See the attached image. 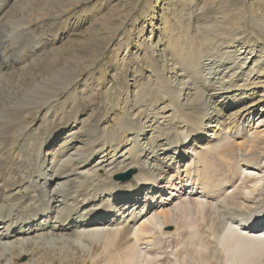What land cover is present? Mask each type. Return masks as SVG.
I'll list each match as a JSON object with an SVG mask.
<instances>
[{"label":"bare ground","instance_id":"obj_1","mask_svg":"<svg viewBox=\"0 0 264 264\" xmlns=\"http://www.w3.org/2000/svg\"><path fill=\"white\" fill-rule=\"evenodd\" d=\"M191 3L192 1L189 7ZM5 5L4 2L0 3V10ZM60 31V27H50L48 32L56 37ZM199 39L201 41V51L197 55L199 61L192 57L194 52L184 51L183 47L174 51L180 60L175 61V64L189 66L187 81L176 84L171 78L162 76L169 89L164 88L160 91L163 95L175 96L169 106L184 120L188 126L187 132L182 134L175 131L170 137L167 134L148 136L145 133L148 128L155 130L159 126L154 118H150V115L163 116L160 113L166 110V104L161 97L153 101L139 97L136 103H140L142 111L135 119H132L131 110L127 108V118L124 119V126H121L123 130H136V136L131 143L135 151H128V159H125V154L122 153L121 161L107 163L103 166L106 168V174L99 178L95 177V173L97 168L103 165L104 150L97 143V134L100 133L103 140L107 134H104L105 131L101 129L102 115L97 109L90 108L86 117L84 116L87 112L78 110L72 114L74 115L72 118H64L63 122L42 125L41 130L31 132L32 136L37 138L32 147L27 138L29 129L27 130L26 127L20 129L21 132L16 136L12 132L22 115L36 105L40 108L45 106L54 108L53 103L57 100L55 102L52 100L53 92L65 91L64 86L73 80L72 75L69 76L62 71H51L42 66H39L38 72L30 73L32 66H23L19 69L26 70L25 76L29 80H21L19 84H25L27 87L24 91L14 90L12 87L18 84L9 82L6 87L3 84L4 81H10L14 76V71H11L26 62L19 57L36 53V49L31 52L30 46L22 39L11 51L12 58L1 57L0 90L10 94L7 93L0 100V106L7 110L0 114V119L11 122L12 126L9 129H2L0 126V153L8 150L11 142L23 153V156L21 160H10L12 158L9 156L0 159V264H15L13 258L7 255L8 252L14 249L27 252L34 246L39 247L38 251L34 250L33 258L25 264H50L55 257L61 259L58 264H78L75 256L81 253L89 255L93 264H100L102 261H104L102 264H105L107 260L110 264H156L155 261L160 258L159 256L172 255L168 252L172 249H168L169 244L177 237L180 238L179 231L168 235L161 234L160 229L164 226L185 224L187 219L204 225L202 227L205 229L203 232L205 237L203 235H200L199 239L196 237L198 241L195 244L199 249H206L208 239L212 238L220 248L213 250L219 256L217 261L219 264H223L222 253L226 257L225 264H264V183L258 181L255 182L254 188H249L246 177H241L240 183L236 180L237 167L242 165L240 163L245 164L243 165L245 170L254 167L256 171L264 172V151H262L264 138L258 133L238 144L243 151L239 157L231 154V149L237 144L232 143L228 147L225 139L214 147H210L212 152L210 156L208 155V161L205 164L191 159V163L194 162L197 168L185 169L187 181L180 180L177 172L176 184H179L181 189L186 186L192 187V190L196 189L200 193L199 198L194 200L189 196L178 198L172 209L162 216L152 215L146 219L143 225L134 228L132 232L134 240L131 244L126 240L131 228L128 226L121 228L125 215L126 218L130 217L132 218L130 220L135 221L134 212L140 206H143L144 211L158 207L162 200V193L154 194L156 191L167 187V189L177 190L174 187L176 184L164 188L161 178L164 174L163 165L172 169L176 167L174 166L176 163L172 162L174 158L168 154L172 145L183 147V153L179 155V158L184 159L189 149L188 136L192 135L195 138L193 142H196L206 138L211 130L213 108L205 102L187 105L185 101H181L178 91L188 89L190 85H193L191 82L196 81L212 92L216 90L226 92L235 83L234 81L242 76L249 79L253 74V67L247 72L244 71L245 64L251 60L252 53L220 52L218 54L220 60L212 64L210 60H204L207 48L205 45L209 41V36L201 34ZM228 59L231 60V68L223 72L221 66L223 61ZM16 61L17 64H15ZM227 73L229 75L226 77ZM45 78L50 85L44 84L47 83L44 82ZM232 78L234 79L231 80ZM193 86L198 90L197 84ZM9 87H11L10 91L7 89ZM242 94L244 92L239 91L238 95ZM200 98H203V93L200 94ZM158 106L162 107L158 108ZM56 114L57 111L54 112V115ZM241 115L242 113H239V117ZM235 123H238L237 117L227 124L229 130H233ZM260 127H264V124L257 121V128ZM90 133L96 134V140H91L87 135ZM236 133L238 134L239 131ZM238 135L241 137L243 132ZM139 136L148 137L150 142L147 148L155 150L150 153L144 152L143 141L139 140ZM107 137L112 144L115 134L108 133ZM161 138L162 142L159 141ZM210 138L214 139L215 135ZM74 141L83 143L84 145L78 150L85 152L76 158L73 154V151L77 149ZM157 149L161 157H155L153 154ZM190 149L194 151V148ZM196 156L193 154V158ZM219 157L230 161L231 168L222 164ZM8 164L10 168L6 172ZM198 164H200L199 167ZM151 165L157 169L153 170ZM119 166H122L124 170L134 166L137 172L126 182L116 181L118 178L112 180L111 176ZM154 171L159 173L156 174ZM190 175L196 176L193 183ZM247 175L250 176L251 173ZM145 187H148L144 191L146 194L138 197ZM147 194L154 195L147 196ZM145 200H149V203ZM165 223L167 225H164ZM192 226H195V223L192 222ZM260 228L261 231L258 232ZM198 231V228L194 229L196 234L199 233ZM190 234L193 235V232ZM147 235L151 241L146 240ZM153 236L156 238L152 240ZM142 240L147 246L140 248L138 246H142ZM171 251L176 253L174 250ZM157 255H159L158 259ZM171 257H169L170 260ZM176 263V261L170 262V264Z\"/></svg>","mask_w":264,"mask_h":264},{"label":"rangeland","instance_id":"obj_2","mask_svg":"<svg viewBox=\"0 0 264 264\" xmlns=\"http://www.w3.org/2000/svg\"><path fill=\"white\" fill-rule=\"evenodd\" d=\"M0 1V3L6 4L1 9L2 11L0 10V59L1 57L12 58L11 51L15 44L22 39L30 46L31 52L36 49V53L19 57L26 62L11 71H14V76L10 81H4V86L13 82L18 85L12 89L25 90L27 86L19 84L21 80H29L25 76L26 70L19 69L23 66H32L30 73L38 72L39 66H42L51 71H62L73 77V80L64 86L65 91L53 92L52 100L54 102L57 100L53 103L54 108L50 106L40 108L36 105L35 108L22 115L17 127L12 131L13 135L16 136L22 128L29 129L27 138L31 147L37 140L31 132L39 130L42 125H49L50 122H63L64 118H72L74 116L72 114L78 110L79 112H87L84 116L86 117L90 108L97 109L102 115L101 129L105 131L104 134H115V140L112 144L109 143L107 135L103 140L100 133L97 134V143L104 150L103 165L98 167L95 173V177L99 178L106 174V168L103 166L112 161H121L120 155L122 153L125 154V159H128V151H135L131 147V143H133V137L136 136V130H123L121 126H124V119L127 118V108L131 110L130 117L132 119H135L142 111L140 103H136L139 101V97L148 98L152 101L161 97L166 104V110L160 113L163 116L154 117L150 115V118H154L159 126L155 130L148 128L145 132L148 136L167 134L170 137L175 131L182 134L186 133L188 126L169 106L174 101L175 96L160 93L164 88L169 89L162 76L171 78L176 84L187 81L189 66L175 64V61L180 60L174 51L183 47L184 51L194 52L192 57L199 61L197 55L201 51L199 39L201 34L209 36V41L205 45L207 48L205 49L204 60L208 59L213 64L220 60L218 54L226 51H235L237 54L241 51V54L252 53L250 55L251 60L246 62L244 71L247 72L252 67L254 71L249 79L242 76L234 81L235 83L226 92L222 90L212 92L196 81L191 83L197 84L198 90L190 85L188 89L178 91L181 101H185L187 105H194L198 102L208 103V106L213 108L211 114L213 120L211 130L203 140L193 142L195 138L192 135L188 136L189 149H187L186 153L188 154L184 159L179 158V155L183 153L181 145L179 147L172 145L173 150H168L169 156L174 158L172 162L176 163L174 165L176 167L172 169L168 168L167 165L162 166L164 174L161 175V178L164 182V188L176 184L175 175L177 172L180 180L187 181L185 169L197 168L194 162L191 163V159H196L205 164L208 161V155L210 156L212 152L210 147H214L221 140L225 141L226 139L228 147L230 144L236 143L237 145L231 149V154L239 157L243 151L238 147V144L256 133L264 138V127L257 128V121L264 124V0ZM190 1L192 3L189 7ZM49 26L61 28L56 37L48 32ZM33 59H36L37 62ZM231 65V60L223 61L222 71L225 72L226 69H230ZM228 75L229 73L226 77ZM44 82H47L44 83L45 85H50L48 79ZM10 88L7 89L10 91ZM239 91H243L244 94L238 95ZM7 93L10 94V92L0 90V100ZM202 93L203 98H200ZM161 107L158 106V108ZM6 111V108L0 106V114ZM55 111H57L56 115H54ZM239 113H242L241 117H239ZM236 117L238 123H235L233 130H229L227 124ZM0 126L2 129H9L12 123L5 122L1 118ZM236 131L243 132V135L239 137V133L237 134ZM87 135L92 141L96 140L95 133ZM212 135H215L214 139L210 138ZM139 140L143 141L144 152L150 153L155 150L154 148H147V144L150 142L148 137L139 136ZM159 141L162 142L163 139L161 138ZM74 144L77 148L73 151L74 157H80L85 152L82 150L79 152L78 149H81L80 147L84 144H79L76 141ZM190 148H194V151ZM3 153H0V159L9 156L12 158L10 160H21L23 156V153L11 142L8 150ZM153 154L155 157H161L158 149ZM193 154L197 156L193 158ZM260 159H262L261 156ZM219 160L231 168L230 161H226L223 157H219ZM240 165L237 167V183L241 182V177H246V184L249 188H254L258 181L264 183V172L256 171L254 167L245 170L246 168L243 166L245 164L240 163ZM9 168L10 164L7 165L6 172L9 171ZM151 168L155 170L156 167L151 165ZM129 172L131 178L137 171L134 166L126 170L119 166L111 178L115 180L118 175H125ZM154 173L158 174L159 172L154 171ZM248 173L251 175L248 176ZM192 175H190V180L193 183L196 176ZM128 180L117 179L116 181L126 182ZM179 186V184L174 186L177 190L174 188L167 189V187L164 190L156 191L154 194L162 193L161 203L158 207L147 211L143 210V206L137 208L134 212L135 221L130 220L132 219L130 217L126 218V215L124 216L121 228L125 226L131 228L126 239L127 243L131 244L134 240L132 235L134 228L143 225L145 220L152 215L162 216L171 210L178 198L189 196L190 199L194 200L200 197V193L196 189L192 190V187L187 188V186L181 189ZM146 188L148 187L142 189L138 197L141 194H146L144 192ZM21 193L23 192L21 191ZM154 194H147V196ZM167 199L169 200L167 201ZM145 201L149 203V200ZM192 222L195 223V226H192ZM198 223L188 219L185 224L179 223V226L178 224L164 226L167 225L165 223L164 227L160 229V233L173 235L179 231L180 235L178 236L180 238L177 237L169 244L168 249H172L167 250L172 253L170 255L172 256L171 260L168 254L157 255V259L160 257L161 260L159 258L155 263L161 264L163 261L162 264H170L171 261H176V264H219L217 262L219 256L213 250L220 248L212 238L208 239L206 249H199L195 244L200 235L205 237L203 233L205 229L202 227L204 225ZM195 228L199 229L198 234L194 232ZM260 231L261 228L258 229V232ZM191 232L193 235L190 234ZM148 236L146 240H150ZM155 238L156 236H153L152 240ZM193 238L195 242L192 241ZM145 244L142 240V246L138 247L147 246ZM38 248L34 246L29 250L27 249V252L14 249L7 255L13 258L15 264H25L33 258V252L34 250L37 252ZM171 250L176 251V253ZM176 257L179 259L177 260ZM222 257V262L225 264L226 257L223 253ZM75 259L78 264H93L90 256L85 253L75 256ZM60 262L61 259L55 257L50 264ZM108 263L110 264L107 260L105 264Z\"/></svg>","mask_w":264,"mask_h":264},{"label":"water","instance_id":"obj_3","mask_svg":"<svg viewBox=\"0 0 264 264\" xmlns=\"http://www.w3.org/2000/svg\"><path fill=\"white\" fill-rule=\"evenodd\" d=\"M130 176H131V173L129 172L125 175H118L116 178H118L119 180H127L130 178Z\"/></svg>","mask_w":264,"mask_h":264}]
</instances>
